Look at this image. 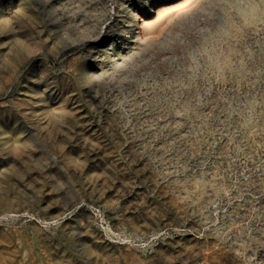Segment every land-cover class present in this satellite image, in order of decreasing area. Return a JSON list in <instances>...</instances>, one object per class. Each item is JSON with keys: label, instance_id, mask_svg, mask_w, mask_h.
<instances>
[{"label": "rangeland", "instance_id": "374dc122", "mask_svg": "<svg viewBox=\"0 0 264 264\" xmlns=\"http://www.w3.org/2000/svg\"><path fill=\"white\" fill-rule=\"evenodd\" d=\"M0 264H264V0H0Z\"/></svg>", "mask_w": 264, "mask_h": 264}]
</instances>
